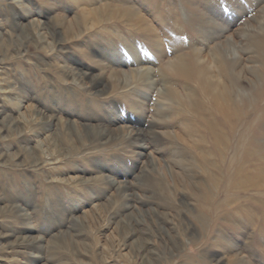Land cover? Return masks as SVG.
I'll return each mask as SVG.
<instances>
[{
  "label": "rangeland",
  "instance_id": "rangeland-1",
  "mask_svg": "<svg viewBox=\"0 0 264 264\" xmlns=\"http://www.w3.org/2000/svg\"><path fill=\"white\" fill-rule=\"evenodd\" d=\"M263 11L264 0H0V264H264V190L235 176L264 165V130L250 129L264 121L252 72L264 71L248 36ZM214 47L238 52L224 163L189 108L197 84L169 64L208 62Z\"/></svg>",
  "mask_w": 264,
  "mask_h": 264
},
{
  "label": "bare ground",
  "instance_id": "bare-ground-1",
  "mask_svg": "<svg viewBox=\"0 0 264 264\" xmlns=\"http://www.w3.org/2000/svg\"><path fill=\"white\" fill-rule=\"evenodd\" d=\"M204 4L205 3L203 4L200 3V5H203L202 7L211 6L210 4L207 6L206 4L205 5ZM186 22H189V21L187 20ZM196 26L197 24H194V23L187 24V27H189V29H191L192 31H194L195 29L197 33L199 28ZM248 36L251 37V39H249L251 50L249 48L248 49L251 52L252 51L254 52L253 53L254 57L253 59H251L250 62L252 64L253 63L257 64L264 71V27L259 26L254 31V33L252 32V34H248ZM217 48L215 49L214 47L215 50L212 51L213 54L210 55V61L208 60V62H204L200 64V61H198L197 58L195 57H193V60L186 62L185 59L179 57L175 59L174 62L172 61L173 63L169 62V64L172 66V68H174L177 71V73L181 76L182 79H184L187 82L188 81L195 82L197 84L196 92H192V90H188V89L185 92V95H187L186 97L188 101H190L189 108H191L192 110L191 113H194L195 118L201 120L202 124L204 125V129L207 131L209 138H211L212 140L213 150L218 155L219 160L223 162L225 160L224 156L227 151L228 143H225L226 141H225V138L223 137L224 134L222 135V133L220 132L221 129H220L219 120L222 122H226L227 121L226 119L228 118V115H229L228 111H230L229 107L232 110H235V108L237 107L236 106L237 103L235 102L237 100L234 101V99L231 96V92L229 91L228 87L225 84H234L235 82V78L233 76L235 64L233 60L237 59L238 52L236 53L234 48H230V49H227L226 47H223L220 49H217ZM229 57H231L232 59H230ZM228 60H231V61H228ZM215 70L217 72H215ZM257 70L258 69H254V71H252L253 75L255 76L256 84H262L264 79L257 77ZM252 84H254V82ZM240 95H241V98H240L239 104L241 105V99H242V96L244 95L242 93ZM257 107L258 106L256 103L254 104V106L251 105L248 111V114H247L248 116H246V113L243 114L241 120H246V118H248L251 115V113H253L257 109ZM263 107H264L263 105L260 106V108H263ZM235 114H236V110H235ZM233 118H234V123L226 124L227 132L229 134H232L234 132V124L238 123V121L240 120V117H238V115H234ZM248 128L249 127L247 125L246 127H244V130L241 131V134H240L241 140L242 138L245 137ZM250 129L256 132H259L261 129L264 130V121L261 119H258V117L257 118L255 117V120H253V123L250 124ZM0 131H2L1 128H0ZM251 142H257L258 144V142L260 141L258 137L252 136L250 143ZM261 146L264 148V143H262ZM245 154H246V158H250L252 156V153L250 151H246ZM211 157H210V151H209L208 154L205 153V155L203 156V160L208 165L213 166L214 163L211 164L209 162V158ZM210 161L213 162V160H210ZM242 169L243 168L240 164L235 173V176L240 179L238 188L242 189L243 187L247 185L248 186L252 185L257 189L264 190V165L262 167H257L256 172H255L257 176L254 179L248 178L246 176L243 177ZM210 179L215 180V177L210 176ZM2 210L3 209L0 207V215L3 212ZM9 212L12 214V217H14L15 221L19 214L22 216H25V214L21 212L19 207L15 204L13 205L12 208H10Z\"/></svg>",
  "mask_w": 264,
  "mask_h": 264
}]
</instances>
